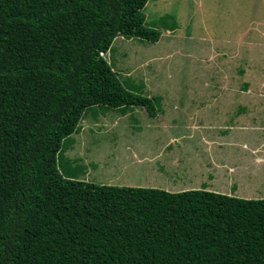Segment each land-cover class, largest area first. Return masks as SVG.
<instances>
[{
  "label": "trees",
  "instance_id": "16d2710c",
  "mask_svg": "<svg viewBox=\"0 0 264 264\" xmlns=\"http://www.w3.org/2000/svg\"><path fill=\"white\" fill-rule=\"evenodd\" d=\"M147 2L0 0V264H264V198L99 185L61 167L86 113L156 116L159 98L125 89L101 55L177 28L148 27Z\"/></svg>",
  "mask_w": 264,
  "mask_h": 264
},
{
  "label": "rangeland",
  "instance_id": "374dc122",
  "mask_svg": "<svg viewBox=\"0 0 264 264\" xmlns=\"http://www.w3.org/2000/svg\"><path fill=\"white\" fill-rule=\"evenodd\" d=\"M227 1L148 0L142 10L148 27L171 16L180 30L170 36L158 28L163 37L153 45L117 37L104 58L125 89L159 96L156 116L141 108L124 116L112 109L86 113L72 143L65 140L61 167L82 166L78 180L99 185L171 193L206 187L264 198V0H244L251 7L246 18L237 11L233 18ZM216 40L230 45L218 46L212 59ZM154 70L159 82L150 81Z\"/></svg>",
  "mask_w": 264,
  "mask_h": 264
},
{
  "label": "crops",
  "instance_id": "0c3cea01",
  "mask_svg": "<svg viewBox=\"0 0 264 264\" xmlns=\"http://www.w3.org/2000/svg\"><path fill=\"white\" fill-rule=\"evenodd\" d=\"M198 1H200V0H198ZM227 1V0H226ZM148 3V2H147ZM147 3H146V5H147ZM145 5V6H146ZM227 7H228V10L230 11V14L233 16V18H234V11H237L238 12V15L240 16V17H247L246 15H248V14H251V7H250V4H248L247 2H245L244 0H228L227 1ZM235 21V20H234ZM241 21V20H240ZM238 23V22H237ZM178 30H180V27L179 26H177V28L174 30V31H169V33L167 34V35H170L171 36V33H175L176 31H178ZM161 37H163V36H161ZM160 37V38H161ZM121 38V37H120ZM239 37L237 36V38H233L232 39V41L230 42V44L231 43H233V42H235L237 39H238ZM198 42H202L200 39H198ZM157 43H159V41L157 42ZM157 43H155V44H157ZM229 44V45H230ZM153 45V44H152ZM198 45H199V48L201 47L200 46V44L198 43ZM229 45L227 44V45H224L223 43H221V41H219V40H216V41H214V43L213 44H211V53H209L208 55H210V57L212 58V59H214L216 56L215 55H217L216 54V52H217V49H218V46H221L222 48H224V47H229ZM208 47V46H207ZM196 53H202V52H196ZM167 56H169V53L167 52V53H165V54H162V55H152V56H150V57H148L147 55H145V61L146 62H148V63H153V62H150L149 60H148V58H151V59H153V60H155V61H160L163 57H167ZM147 66H149V65H147ZM158 71L157 70H154L152 73H151V77H152V79H150V81L151 80H154V81H156V80H158V82L160 81V79H159V75H158ZM147 79H149L148 77L147 78H145L144 80H147ZM169 79V78H168ZM149 81V80H148ZM148 83V82H147ZM153 87H155V84L154 85H152ZM144 87L145 88H147V90H149V88L147 87V85H144ZM157 87H159V85H157ZM157 98H159V96H156ZM207 190V189H206ZM167 191V190H166ZM208 191H210V190H208ZM214 192V191H213Z\"/></svg>",
  "mask_w": 264,
  "mask_h": 264
},
{
  "label": "built area",
  "instance_id": "2783aa9c",
  "mask_svg": "<svg viewBox=\"0 0 264 264\" xmlns=\"http://www.w3.org/2000/svg\"><path fill=\"white\" fill-rule=\"evenodd\" d=\"M102 55V57H104L105 55L104 54H101Z\"/></svg>",
  "mask_w": 264,
  "mask_h": 264
},
{
  "label": "clouds",
  "instance_id": "9594fccd",
  "mask_svg": "<svg viewBox=\"0 0 264 264\" xmlns=\"http://www.w3.org/2000/svg\"><path fill=\"white\" fill-rule=\"evenodd\" d=\"M105 59V58H104Z\"/></svg>",
  "mask_w": 264,
  "mask_h": 264
}]
</instances>
